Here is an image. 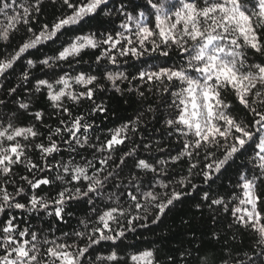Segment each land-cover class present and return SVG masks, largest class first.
<instances>
[{"label": "snow or ice", "instance_id": "snow-or-ice-1", "mask_svg": "<svg viewBox=\"0 0 264 264\" xmlns=\"http://www.w3.org/2000/svg\"><path fill=\"white\" fill-rule=\"evenodd\" d=\"M50 3L54 18L40 23L45 0H0V43L8 45L24 28L13 52L0 54V78L26 61L20 82L6 88L12 99H0L3 108L16 104L14 111L0 113V264H92L96 246L105 242H110L109 251L96 255V264H216L200 248L173 249L162 258L159 249L147 247L127 259L117 250L130 235L150 230L187 198L194 199L196 209L212 211L213 224L222 210L231 217L228 230L251 235L247 251L229 252L222 264H264V0ZM93 22L95 30L84 31ZM89 51L98 53L94 63L99 74H73V65ZM32 69H49L51 77L34 76ZM101 80L122 98L133 94V103L143 111L92 142L90 133L97 126L72 108L88 102L91 114H107L109 108L96 102L97 91L104 88ZM25 84H32L29 96H46L57 115L46 142H36L43 135L36 123H17L22 115L41 124L45 120L43 111L15 100ZM144 113L151 115L149 123L162 120V127L154 130L169 139L155 144L165 159L142 158V152L151 153L153 142L133 140L147 131L141 127ZM33 149L40 161L30 158ZM63 149L70 158L51 163ZM72 153L80 155L79 162ZM180 164L186 166V175L174 180L170 173ZM21 166L28 175L17 176ZM229 169L235 173L234 191L214 192L212 185ZM197 178L208 190L194 182ZM54 182H59L55 195L33 191L20 202L24 185L36 190ZM73 202L87 206L91 215L86 213L71 231L55 229L47 221L45 228L12 214L27 210L38 221L49 216L65 224L73 215L68 210ZM210 235L222 239L215 230Z\"/></svg>", "mask_w": 264, "mask_h": 264}, {"label": "trees", "instance_id": "trees-1", "mask_svg": "<svg viewBox=\"0 0 264 264\" xmlns=\"http://www.w3.org/2000/svg\"><path fill=\"white\" fill-rule=\"evenodd\" d=\"M58 7L56 6V14H58ZM53 12L54 8L50 3V0H45V7L43 15L39 18L40 23L50 22L53 20ZM96 23L93 22L90 26H86L84 31L95 30ZM24 37V28L21 27L20 31L16 34V38L11 40L8 45L0 43V54L5 52L11 53L15 49V47L22 42V38ZM10 45V46H9ZM55 47V46H53ZM45 51L52 55V51L50 49H45ZM98 54L96 52L89 51L86 54H82L83 58L79 64L73 65V74L77 71H84L90 74H99L97 71V65L94 63L95 55ZM39 55V54H37ZM35 58V56L31 57ZM67 68V65H64ZM26 68V61L18 62L17 65L14 66L13 70H9L7 76L4 78H0V84H3L4 87L0 88V99H4L6 102L11 100L5 95L6 88L13 87L18 84L19 76ZM112 70V69H110ZM59 69L56 70L59 73ZM32 74L39 78L49 79L51 77V70L44 69L43 71L39 69H32ZM45 73H49V75H45ZM104 84V88L102 90H98L96 93V102L103 103V105L109 108V112L107 114H91V105L88 102H82L79 105H76L72 108L74 114H83L85 115V119H91L94 121L96 130L90 135L93 137L92 142H95V137L99 136L102 140L108 135V129H113L119 127L122 123L127 122L129 118L135 119L138 113H141L143 110L140 105L133 103L136 97L128 93L123 98L119 93H116L110 83H107L103 80L100 81ZM35 81H32L34 84ZM32 84H25L23 91H20V94L15 96V100L29 102L31 105L32 111H43L45 113L44 123H38L33 120L31 116L22 115L20 119L17 121L18 124L21 125H31L36 123V128L43 135L36 142H46L47 129L48 126H52L53 128L57 125V115L51 107L50 102L47 100L46 96L41 93H35L34 95L29 96L28 92L32 87ZM121 87H125V85H121ZM77 90H81L79 86H77ZM129 97H132L130 100ZM16 107L15 103H10L9 108L0 107V113L9 112L10 110L14 111ZM237 113H239V109H237ZM143 123L141 125L142 129L146 126L147 131H141L137 136L133 137V140L136 144L141 142V137L145 140L153 142V150L151 153L142 152V158H146L148 155L155 156L159 159L167 158L164 153H161L156 150V141H159L161 145L164 144L165 141H168V137H161L160 133L155 131V128L162 127V120L160 123H149L152 120L150 114H143ZM172 147H176L174 141H170ZM129 147L131 144L128 145ZM117 153L116 155H119ZM30 158L33 161H40L41 157L39 151L33 149L30 153ZM75 156L77 162L80 161V155H76L75 153L71 154ZM82 155L87 157L88 159H92V156L89 154V151H83ZM70 158V153L63 149L59 154L55 155V160H51V163H55L56 161L63 159L68 160ZM243 159V158H242ZM131 162L129 161V166ZM186 166L183 164L177 165L171 171V175L174 180H179L182 176L186 175L185 171ZM17 176L28 175L23 166L18 167L16 169ZM37 175H42V173H37ZM49 177H54L55 173L49 172ZM195 183L200 184L203 190H208L207 185L201 184L199 178H197ZM59 182H54L52 186H41L40 189L36 190H28L27 186L25 198L21 199L20 202H26L27 196L31 195L34 191L37 195L41 196H52L55 195L56 187ZM235 185V173L234 169H229L224 175L220 177L219 180L215 184L212 185V189L214 192H219L220 194H228L234 191ZM264 191V187L260 189ZM9 191H13L10 187ZM235 191L239 192L238 189ZM20 199V198H18ZM195 199H199L197 196ZM194 199L187 198L182 203H177L171 211L167 213L164 217H162L161 222L150 225V230L140 229L138 230V234L130 235L129 238L120 244L117 249L122 259H127L133 252L137 249H144L147 247H153L159 249V256L165 257L167 254L171 252L173 249H183V248H200L201 251L209 256L210 259L216 261V264H222V258H226L229 252H233L236 255H239L241 251H247L248 245L252 242L251 235L246 233L245 231H237L235 228L232 230L227 229V224L231 222V217L224 213L222 210L219 212V215L216 216L218 220V224H213L212 216L213 212L209 211L206 207L201 209H196L194 206ZM73 213L71 217H67V223L65 224H57L53 217L43 216L41 220H37L36 213H29L27 210H13L12 214L17 215L18 217L24 218L26 221L30 220L32 224L43 223L45 228H47V224L44 223L47 221L52 225L53 228L59 229L62 231H71L72 229H78V220L83 219L85 214L91 215L88 212L87 206L82 203L73 202V204L68 209ZM3 219V217H0ZM215 230L222 239L217 241L214 240L210 233ZM195 233L193 236L192 233ZM142 233V236L139 235ZM57 235H60V231H57ZM233 234L236 235V239L233 240ZM194 241V243H193ZM135 244V248L129 247V245ZM110 242H105L101 246H96V250L92 253V264H96L94 257L96 255H106L110 248Z\"/></svg>", "mask_w": 264, "mask_h": 264}]
</instances>
